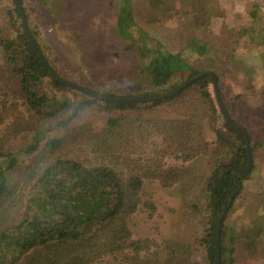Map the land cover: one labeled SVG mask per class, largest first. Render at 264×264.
<instances>
[{"label": "trees", "instance_id": "obj_1", "mask_svg": "<svg viewBox=\"0 0 264 264\" xmlns=\"http://www.w3.org/2000/svg\"><path fill=\"white\" fill-rule=\"evenodd\" d=\"M20 1L33 39L63 78L59 57L32 21L25 1ZM40 1L60 28L75 29L73 26L78 25L74 13L68 11L74 1ZM177 1L179 13L192 9L203 11L206 18L215 14L213 0H162L158 8L152 7L167 12L175 10ZM134 4L135 0H116L113 30L123 43V56L131 58L132 68L137 67L140 76L136 78L140 81L127 88L124 95L107 88L103 94H161L203 72L184 55L186 51L199 57L214 55L216 50L208 41L192 38L186 48L174 53L139 26ZM14 6L9 23L20 28L19 36L3 38L0 34V126L8 121L0 138V264H92L107 256L131 264H199L191 259L192 245L177 240L166 242L165 262L139 257L142 250L148 249L149 240L132 238L129 219L142 204L155 207L152 202H143L146 179L159 180L165 186L178 183L186 195L195 186L201 187L206 203L205 229L197 241L204 249L201 264H214L218 218L237 188V173L248 161L245 137L224 118L214 79L204 76L175 96L152 102L94 97L52 76L27 40L22 22L18 23L20 10L15 2ZM252 17L253 25L240 33L254 30L260 16L255 12ZM258 32L264 41V25ZM76 38L72 44L80 53L85 44ZM227 61L233 68L239 65L236 60ZM227 61L223 59L222 66ZM215 73L220 86L223 76ZM51 88L75 89L84 98L78 103L57 102L49 94ZM220 91L230 116L249 134L254 156L264 144V138H255L257 131L264 130V101L257 99L254 108L247 99L244 114L238 104L241 94L228 100L223 88ZM164 104H177L174 107L181 118L151 120L120 115L110 118L98 131L89 124L71 126L86 109L125 112ZM63 110H70V116L55 120ZM59 130L63 131L61 135H52ZM17 138L21 139L20 146L13 142ZM168 155L181 163L169 165L165 160ZM198 156L208 158L210 175H200L187 164ZM255 169L254 163L250 173L240 179L241 189L223 219L220 264H237L240 255L245 261L259 256L264 260V204L258 205V210L252 209L257 211L256 218L246 214L237 227H229L226 222ZM191 208L195 212L200 209L197 204ZM129 249L133 255L127 254Z\"/></svg>", "mask_w": 264, "mask_h": 264}, {"label": "rangeland", "instance_id": "obj_2", "mask_svg": "<svg viewBox=\"0 0 264 264\" xmlns=\"http://www.w3.org/2000/svg\"><path fill=\"white\" fill-rule=\"evenodd\" d=\"M24 1L32 21L37 24L53 52L59 57L63 78L86 88L100 92L107 88L115 93H122L121 95H124L127 88L135 86L140 81L136 78L140 76L137 67L132 68L131 58L123 56V43L113 30L116 0H71L74 2L72 5L70 3L68 11L74 13L78 25L69 24L75 29L60 28L53 14L42 5L40 0ZM161 1L135 0V18L139 26L156 36L174 53L186 48L192 38L208 41L216 50L214 55L199 57L197 54L186 51L184 56L187 60L201 71L210 70L222 75L223 81L219 90L223 88L228 100L241 94L238 104L242 112L245 111L244 114L247 113L243 108L247 104V99L254 108H256L257 99L262 98L264 101V41L258 32L264 25V0H213L216 10L210 18H206V13L201 10L188 9L179 13L178 1L175 3V10L171 8V11L167 9L169 10L167 12H164V9L155 10L153 7L158 8ZM14 8L13 0H0V34L3 38L8 35L11 38L19 36L20 28L16 29L13 23H9L10 11L14 13ZM255 12L260 17L258 23L254 24V30L246 34L240 33L241 30L249 29L253 25L252 15ZM18 23H21V19H18ZM85 34L88 35V40L85 39ZM76 35L78 36L76 40H81L85 44L80 53L72 44ZM223 59L236 60L239 65L233 68L232 63L227 61L224 67ZM178 79L179 76L175 77V81ZM146 84L147 82L143 85L146 86ZM49 91L50 96L57 102L69 100L78 103L84 98L81 92L75 89L59 91L51 88ZM166 92L170 91L167 90L161 94ZM176 105L164 104L156 108L142 106L125 112H108L98 108L86 109L79 113L71 126L89 124L98 131L106 126L110 118L120 115L151 120L181 118L174 107ZM70 114V110H63L55 120L68 118ZM7 124L8 121L0 126V138ZM206 128L210 130L208 123ZM62 133L63 131L59 130L52 132V135ZM257 133L255 137L257 140L264 138V130ZM20 140L17 138L13 142L20 146ZM253 158L256 169L252 177L246 181L245 191L228 212L226 222L229 227H237L238 221L246 214L256 218L257 211L252 209L258 210L256 207L264 204V144L257 148ZM165 160L169 165L181 163L172 155H168ZM187 164L193 166L200 175H210L212 171L206 156H198ZM145 200L152 202L154 209L142 204L140 210L129 219L132 238L149 240L148 249L142 250L139 254L141 260L167 261L166 242L177 240L191 244L194 249L192 261L203 263L204 249L197 241L204 235L205 229L206 203L202 198L201 187L195 186L186 195L178 183L165 186L159 180L146 179L143 185V202ZM196 204L200 208L198 212L191 208ZM127 254L133 255L134 252L129 249ZM243 257L244 255L238 256L237 264H264L262 256L246 261ZM92 264L131 263H121L107 256Z\"/></svg>", "mask_w": 264, "mask_h": 264}, {"label": "water", "instance_id": "obj_3", "mask_svg": "<svg viewBox=\"0 0 264 264\" xmlns=\"http://www.w3.org/2000/svg\"><path fill=\"white\" fill-rule=\"evenodd\" d=\"M15 2V4L18 6L19 10H20V14H21V22L23 25V29L26 35L27 40L29 41L30 45L32 46V48L34 49V51L38 54V56L41 58V60L46 64L47 68L50 70L52 76L66 84L67 86H70L72 88H75L77 90H80L86 94L92 95L94 97H98L104 100H110V101H128V102H139V103H145V102H152L155 100H161V99H166L169 97H173L176 94H178L181 90H183L184 88H186L187 86L191 85L192 83H194L195 81H197L198 79H201L204 76H211L214 79V87H215V92H216V96L217 99L219 101L220 104V108L221 111L223 113L224 118L236 129L238 130L241 134L244 135L246 143H247V147H248V161H247V165L241 169L238 173H237V178H236V183H237V188L236 190L233 192V194L230 197V202L224 207V209L222 210V212L219 215L218 218V225H217V229H216V238H215V247H216V258H215V262L214 264H220L221 262V230H222V222L223 219L225 217V214L227 213V211L229 210L230 206H231V202L233 201V198L235 197L236 194H238L239 190L241 189V181L240 179L247 176L254 164V159H253V153L251 150V139L249 134L241 127L239 126L234 120L233 118L230 116L227 107L225 105V102L222 98L221 92L219 90V83H218V76L214 71H203L198 73L197 75L187 79L183 84H181L178 88L170 91V92H166L163 94H156V95H138V96H130V97H125V96H109L106 94H103L102 92H98L96 90L90 89V88H86L82 85H79L71 80L65 79L60 77L51 67V65L49 64L48 60L44 57V55L41 53L38 45L36 44L35 40L33 39L30 29H29V25L27 22V17H26V11L24 8L23 3L20 0H13Z\"/></svg>", "mask_w": 264, "mask_h": 264}]
</instances>
